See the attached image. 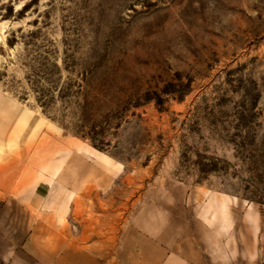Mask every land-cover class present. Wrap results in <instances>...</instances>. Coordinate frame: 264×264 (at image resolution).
Segmentation results:
<instances>
[{
  "label": "rangeland",
  "instance_id": "374dc122",
  "mask_svg": "<svg viewBox=\"0 0 264 264\" xmlns=\"http://www.w3.org/2000/svg\"><path fill=\"white\" fill-rule=\"evenodd\" d=\"M41 180L101 264H264V0H0L2 235Z\"/></svg>",
  "mask_w": 264,
  "mask_h": 264
},
{
  "label": "crops",
  "instance_id": "0c3cea01",
  "mask_svg": "<svg viewBox=\"0 0 264 264\" xmlns=\"http://www.w3.org/2000/svg\"><path fill=\"white\" fill-rule=\"evenodd\" d=\"M52 193L53 186L49 182L44 180L37 182L33 187L31 200L27 206L24 205L25 211L18 212L14 217L17 220L23 217L25 228L22 223H18L19 228L11 233L6 232L3 235L1 233L4 212L0 210V264H101L98 260L100 249L97 243L81 242L82 228L39 225L37 222L33 225L36 211H42V214L47 215L48 218L52 212L48 209L54 204L66 203L69 206L75 201L74 197L65 201L64 195ZM168 225L169 222L163 220L162 214L140 212L138 215V228L144 233L158 234ZM165 241L166 239L161 238V244L154 247L153 259H138L137 264H209L211 261L210 256L203 253L206 251L203 245L167 244ZM108 247L110 246L105 247L106 250ZM110 249L112 250V247ZM223 249L220 246L216 248L220 258L224 257L220 254ZM213 261H217V264H225L223 258L221 261L218 258ZM109 263L114 264L112 258Z\"/></svg>",
  "mask_w": 264,
  "mask_h": 264
}]
</instances>
